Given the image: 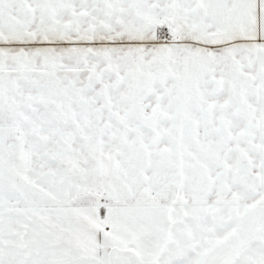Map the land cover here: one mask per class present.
<instances>
[{
    "label": "snow or ice",
    "instance_id": "1",
    "mask_svg": "<svg viewBox=\"0 0 264 264\" xmlns=\"http://www.w3.org/2000/svg\"><path fill=\"white\" fill-rule=\"evenodd\" d=\"M0 264H264V0H0Z\"/></svg>",
    "mask_w": 264,
    "mask_h": 264
}]
</instances>
